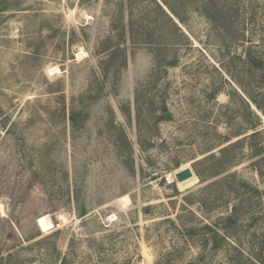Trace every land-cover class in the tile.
Here are the masks:
<instances>
[{
	"label": "rangeland",
	"instance_id": "obj_1",
	"mask_svg": "<svg viewBox=\"0 0 264 264\" xmlns=\"http://www.w3.org/2000/svg\"><path fill=\"white\" fill-rule=\"evenodd\" d=\"M177 4L0 0V264H264V0Z\"/></svg>",
	"mask_w": 264,
	"mask_h": 264
},
{
	"label": "trees",
	"instance_id": "obj_2",
	"mask_svg": "<svg viewBox=\"0 0 264 264\" xmlns=\"http://www.w3.org/2000/svg\"><path fill=\"white\" fill-rule=\"evenodd\" d=\"M149 1L152 3L153 9L148 16L152 17V19L144 22L145 24L141 32L139 33V25L136 22L131 20L129 23L132 42L147 43L151 46H157L158 49L162 48L164 50L166 49L165 47L172 46L179 40H189L190 37L182 26L186 21L177 4L178 0ZM159 63H162V60H160ZM257 106L260 107L258 104ZM80 114L81 111H77L74 108L72 109L70 120L73 127L77 124ZM253 129H255V131L252 135L256 136L259 133V131H257V126L254 125ZM85 214L86 213H82L81 216Z\"/></svg>",
	"mask_w": 264,
	"mask_h": 264
},
{
	"label": "water",
	"instance_id": "obj_3",
	"mask_svg": "<svg viewBox=\"0 0 264 264\" xmlns=\"http://www.w3.org/2000/svg\"><path fill=\"white\" fill-rule=\"evenodd\" d=\"M176 178L178 182H184L188 179H191L195 176V172L192 167L188 166L176 172Z\"/></svg>",
	"mask_w": 264,
	"mask_h": 264
},
{
	"label": "bare ground",
	"instance_id": "obj_4",
	"mask_svg": "<svg viewBox=\"0 0 264 264\" xmlns=\"http://www.w3.org/2000/svg\"><path fill=\"white\" fill-rule=\"evenodd\" d=\"M194 177H195V176H194ZM194 177H193V178H194ZM191 179H192V178H191ZM188 180H190V179H188ZM188 180H186V181H188ZM184 182H185V181H184ZM181 183H183V182H181ZM125 198H126V200L130 201V197H129L128 195H126ZM38 220H39V219H37V223H38Z\"/></svg>",
	"mask_w": 264,
	"mask_h": 264
}]
</instances>
